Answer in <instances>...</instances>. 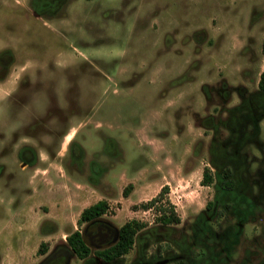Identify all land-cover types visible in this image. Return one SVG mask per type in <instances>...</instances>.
Wrapping results in <instances>:
<instances>
[{
	"label": "rangeland",
	"instance_id": "obj_1",
	"mask_svg": "<svg viewBox=\"0 0 264 264\" xmlns=\"http://www.w3.org/2000/svg\"><path fill=\"white\" fill-rule=\"evenodd\" d=\"M263 44L264 0H0V264L99 200L144 226L67 264H264ZM164 185L178 223L143 207Z\"/></svg>",
	"mask_w": 264,
	"mask_h": 264
},
{
	"label": "trees",
	"instance_id": "obj_2",
	"mask_svg": "<svg viewBox=\"0 0 264 264\" xmlns=\"http://www.w3.org/2000/svg\"><path fill=\"white\" fill-rule=\"evenodd\" d=\"M264 51V44H263ZM260 87L264 89V71L261 73L260 77ZM226 175L228 172L226 171ZM212 182V176L209 172V169H204L201 179L202 185H209ZM233 183L231 180L224 181V187L232 188ZM168 187L164 185L159 193L150 199L148 202L143 204L145 208H153L157 211L158 216L156 220L162 224H171L178 223L179 217L174 211V205L169 203V200L165 198V194L167 193ZM108 209L107 201L99 200L96 203L86 207L80 214V218L78 220L79 223L84 221H90L92 219H96L101 217ZM144 225L137 220H131L125 222L119 228V238L118 241L110 248L97 251L105 262L114 261L112 259L114 257L126 254L134 244V237L136 233L143 227ZM67 240L72 250L78 254L80 257H85L89 254V247L83 242L79 231L75 230L67 235ZM40 253L46 251V245L44 243L40 244L38 249ZM170 264V263H166ZM176 264H187L184 260H179Z\"/></svg>",
	"mask_w": 264,
	"mask_h": 264
},
{
	"label": "flooded vegetation",
	"instance_id": "obj_3",
	"mask_svg": "<svg viewBox=\"0 0 264 264\" xmlns=\"http://www.w3.org/2000/svg\"><path fill=\"white\" fill-rule=\"evenodd\" d=\"M102 216L90 221L82 222V224H86V228L83 232L80 230L79 233L83 242L90 249L88 255H86L85 257L78 256V254L72 250V247L70 246L66 238V243L55 247L53 251H51L47 256L43 258V261H41L40 264H67L70 257L68 252L69 250L77 259L86 260V262L94 261V259H100L101 261L105 262L104 260H102L104 258L97 254V251L108 249L118 241L119 228L121 226L118 229H115L112 225H110V223H107L105 220L101 219ZM66 246H68L69 250L66 249ZM46 252L47 249L43 253ZM112 259H122V255L114 257Z\"/></svg>",
	"mask_w": 264,
	"mask_h": 264
},
{
	"label": "water",
	"instance_id": "obj_4",
	"mask_svg": "<svg viewBox=\"0 0 264 264\" xmlns=\"http://www.w3.org/2000/svg\"><path fill=\"white\" fill-rule=\"evenodd\" d=\"M167 263V260H162V261H158L156 264H166Z\"/></svg>",
	"mask_w": 264,
	"mask_h": 264
}]
</instances>
